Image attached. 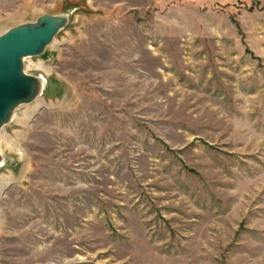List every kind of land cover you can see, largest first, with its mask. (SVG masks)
I'll list each match as a JSON object with an SVG mask.
<instances>
[{"label": "rangeland", "instance_id": "rangeland-1", "mask_svg": "<svg viewBox=\"0 0 264 264\" xmlns=\"http://www.w3.org/2000/svg\"><path fill=\"white\" fill-rule=\"evenodd\" d=\"M63 12L1 132L0 264H264V0H0V35Z\"/></svg>", "mask_w": 264, "mask_h": 264}, {"label": "water", "instance_id": "water-1", "mask_svg": "<svg viewBox=\"0 0 264 264\" xmlns=\"http://www.w3.org/2000/svg\"><path fill=\"white\" fill-rule=\"evenodd\" d=\"M70 18V12L45 13L0 35V136L16 109L33 102L44 88L45 79L28 73L25 59L42 55ZM2 157L0 150V163Z\"/></svg>", "mask_w": 264, "mask_h": 264}, {"label": "bare ground", "instance_id": "bare-ground-1", "mask_svg": "<svg viewBox=\"0 0 264 264\" xmlns=\"http://www.w3.org/2000/svg\"><path fill=\"white\" fill-rule=\"evenodd\" d=\"M55 44H56V43H55ZM56 46H57V45H56ZM34 68H35V67H34ZM42 104H44L43 101H38L37 105H36L35 108H34V111H36L37 108L40 107ZM28 112H29V111H28ZM28 112H26V113H28ZM30 112H31V110H30ZM28 115H29V113H28ZM29 116H30V115H29ZM24 117H25V116H24ZM23 119H24V118H23ZM27 119H28V118H27ZM22 122H23V121H22ZM26 123H27V121H26ZM22 131H23V130H22ZM18 135H19V134H18ZM18 137H19V136H18ZM7 143H8V142H7ZM11 143H12V142H11ZM15 144H16V142H15ZM14 146H15V145H14ZM11 177H12V176H11ZM8 178H9V177H7V179H8ZM7 181H8V180H7ZM2 182H3V181H2ZM0 183H1V181H0ZM4 183H5V182H4ZM4 183H3V184L1 183V185H0V188H1V189H3V187L6 186V185H5L6 183H5V184H4ZM1 195H2V194H1ZM0 198H1V197H0Z\"/></svg>", "mask_w": 264, "mask_h": 264}]
</instances>
